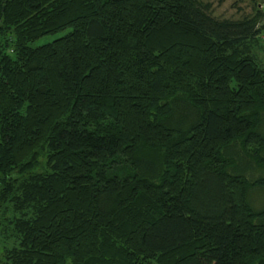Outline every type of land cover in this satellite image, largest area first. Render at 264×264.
Masks as SVG:
<instances>
[{
	"label": "trees",
	"instance_id": "16d2710c",
	"mask_svg": "<svg viewBox=\"0 0 264 264\" xmlns=\"http://www.w3.org/2000/svg\"><path fill=\"white\" fill-rule=\"evenodd\" d=\"M263 20L0 0V264H264Z\"/></svg>",
	"mask_w": 264,
	"mask_h": 264
},
{
	"label": "rangeland",
	"instance_id": "374dc122",
	"mask_svg": "<svg viewBox=\"0 0 264 264\" xmlns=\"http://www.w3.org/2000/svg\"><path fill=\"white\" fill-rule=\"evenodd\" d=\"M200 1L203 3H208L210 5L211 14L219 19L237 20V19H242V18H248L252 16L255 13L256 9L258 8H260L264 13V1L263 0H200ZM263 22L264 20L261 23ZM61 35H63V33H60L55 36L44 37L36 41L34 45H38L44 42L51 41L54 38L59 37ZM262 35L263 33L260 34V36ZM257 55L261 60L264 61V47L260 48L257 51ZM261 129L262 131H264V117L262 119ZM236 149L238 153L241 151L240 147H236ZM40 161L44 163L45 157L41 156ZM258 173L259 172H256V174ZM249 200L253 203L252 205H255V206L262 204L264 202V192L262 190H256V188H254L252 190V193L249 195Z\"/></svg>",
	"mask_w": 264,
	"mask_h": 264
},
{
	"label": "built area",
	"instance_id": "2783aa9c",
	"mask_svg": "<svg viewBox=\"0 0 264 264\" xmlns=\"http://www.w3.org/2000/svg\"><path fill=\"white\" fill-rule=\"evenodd\" d=\"M262 33H263V35L261 36V38L264 40V30H263V32H262Z\"/></svg>",
	"mask_w": 264,
	"mask_h": 264
}]
</instances>
